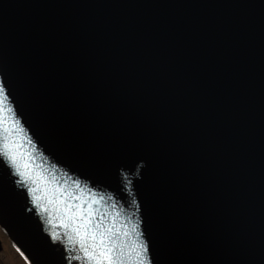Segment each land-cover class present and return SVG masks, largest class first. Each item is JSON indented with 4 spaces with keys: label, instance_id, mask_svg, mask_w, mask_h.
I'll use <instances>...</instances> for the list:
<instances>
[{
    "label": "water",
    "instance_id": "water-1",
    "mask_svg": "<svg viewBox=\"0 0 264 264\" xmlns=\"http://www.w3.org/2000/svg\"><path fill=\"white\" fill-rule=\"evenodd\" d=\"M0 83L26 264H89L79 206L125 264H264V0H0Z\"/></svg>",
    "mask_w": 264,
    "mask_h": 264
},
{
    "label": "snow or ice",
    "instance_id": "snow-or-ice-1",
    "mask_svg": "<svg viewBox=\"0 0 264 264\" xmlns=\"http://www.w3.org/2000/svg\"><path fill=\"white\" fill-rule=\"evenodd\" d=\"M7 100V94L5 91V84L0 83V106H3V102ZM0 134H2V129H0ZM0 155L8 156L9 160L13 165L16 164V159L11 155V149L8 142L0 143ZM17 175L23 176L24 173L18 168ZM19 183L25 184L27 181L20 180ZM76 199H79L78 197ZM93 203H95L93 201ZM37 207L40 205L37 204ZM80 207V220L82 221V226L78 225L73 229L75 235L79 240V248L87 257L89 264H125L123 259L122 250L118 247L113 237L115 233L111 229H104L100 231L98 226L92 221L91 217L93 215V208L89 206L87 210H83V206ZM65 210L68 212H75L73 209L65 203ZM44 212L48 211L47 207L43 208ZM72 222V217H69V223L64 224V227H68ZM52 241L58 243L55 235H52ZM146 252V249H144ZM82 257L76 255H67L65 260L67 264H71L73 260H80Z\"/></svg>",
    "mask_w": 264,
    "mask_h": 264
},
{
    "label": "flooded vegetation",
    "instance_id": "flooded-vegetation-1",
    "mask_svg": "<svg viewBox=\"0 0 264 264\" xmlns=\"http://www.w3.org/2000/svg\"><path fill=\"white\" fill-rule=\"evenodd\" d=\"M9 250H11V252H13L14 255L22 261V264H26L9 241L6 234L0 229V256ZM0 264H5V262L0 261Z\"/></svg>",
    "mask_w": 264,
    "mask_h": 264
},
{
    "label": "rangeland",
    "instance_id": "rangeland-1",
    "mask_svg": "<svg viewBox=\"0 0 264 264\" xmlns=\"http://www.w3.org/2000/svg\"><path fill=\"white\" fill-rule=\"evenodd\" d=\"M0 261L5 262V264H22V261L11 250L1 255Z\"/></svg>",
    "mask_w": 264,
    "mask_h": 264
}]
</instances>
